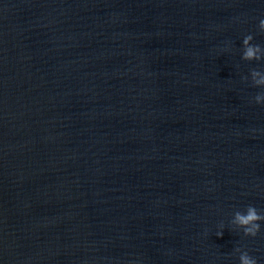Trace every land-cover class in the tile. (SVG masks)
Masks as SVG:
<instances>
[{
	"label": "water",
	"instance_id": "water-1",
	"mask_svg": "<svg viewBox=\"0 0 264 264\" xmlns=\"http://www.w3.org/2000/svg\"><path fill=\"white\" fill-rule=\"evenodd\" d=\"M261 20L264 0H0V264H264V219L235 221L264 216Z\"/></svg>",
	"mask_w": 264,
	"mask_h": 264
},
{
	"label": "clouds",
	"instance_id": "clouds-1",
	"mask_svg": "<svg viewBox=\"0 0 264 264\" xmlns=\"http://www.w3.org/2000/svg\"><path fill=\"white\" fill-rule=\"evenodd\" d=\"M260 22L262 25H264V20H261ZM248 39H251V37H248ZM245 43H247V39L245 40ZM253 56H254L253 50L249 48L246 53V58H252ZM262 219H264V216L259 215L257 213L256 208L253 206L248 207L247 215H244L240 212H236L235 214V221L244 227L245 235L255 236L259 231V227H260L259 224L256 223V221ZM248 225H251V227H248ZM222 235H223L222 232L217 234L218 237H222ZM240 264H256V262L250 261L247 257V253H243L240 256Z\"/></svg>",
	"mask_w": 264,
	"mask_h": 264
}]
</instances>
